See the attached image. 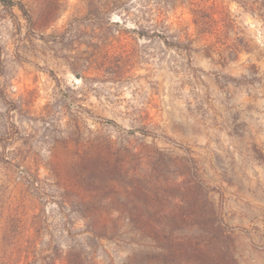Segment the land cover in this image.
<instances>
[{"label": "rangeland", "instance_id": "1", "mask_svg": "<svg viewBox=\"0 0 264 264\" xmlns=\"http://www.w3.org/2000/svg\"><path fill=\"white\" fill-rule=\"evenodd\" d=\"M0 264H264V0H0Z\"/></svg>", "mask_w": 264, "mask_h": 264}]
</instances>
